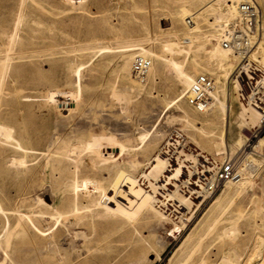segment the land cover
Returning <instances> with one entry per match:
<instances>
[{"label":"rangeland","instance_id":"obj_1","mask_svg":"<svg viewBox=\"0 0 264 264\" xmlns=\"http://www.w3.org/2000/svg\"><path fill=\"white\" fill-rule=\"evenodd\" d=\"M207 1L210 0H0V65L7 60L1 44L5 35L9 38L14 35L9 54L15 58L3 80L0 77V127H11V131L15 128L10 141L17 137L19 130L24 131L28 147L33 148L27 159L30 170L14 173L9 164L14 150L4 146L3 141L9 137L4 135L5 140L0 134V171L7 169L6 174L5 171L0 174V264H71L72 257L78 258L77 264H176L185 249L200 238L196 263L200 259L208 264L225 263L221 261L225 256L234 264H264V171L251 172L256 161H264V151L258 148L259 140L264 138V126L255 134L247 135L242 140L243 146L233 149L231 156L227 153L221 156L215 151L216 138L200 140L197 134L202 124L198 121L200 125L197 122L195 126L183 125L178 109L170 104L182 88L177 89L176 73L166 62L173 56L165 51L164 39L160 38L165 32L160 28L167 19L174 30L183 34L187 26L177 16L185 7L195 11ZM222 11L210 10L204 14L208 22L201 25L202 31L211 36L209 45L205 39L199 40L190 51L186 42H181L184 50L176 58L185 60L186 71L193 78L201 75L190 64L193 58L216 78L217 67L208 60V55L216 45L217 34L209 23L218 21ZM137 43L157 55V59L145 56L151 59L154 68L145 81L136 79L132 72L130 75L123 72L125 57L131 60L130 64L138 57L136 51H131L138 50V47L132 48ZM201 46L204 50H198ZM230 80V98L241 110L233 99ZM217 90L221 91L219 87ZM120 94H124L121 100L126 101L119 99ZM182 104L188 112H195L184 100ZM221 129V125L217 126L214 132L218 135ZM51 135L58 145L61 141H71L107 148L98 150L105 152L96 160L101 172L93 173L103 177L108 187L118 177V171L140 179L151 166L148 162L170 139V149L179 152L183 147L185 154L192 149V154L189 153L192 160L186 166L192 179H199L200 174L195 171L203 170L200 166L205 165V160L214 166L229 159L239 175L243 172L245 177L250 176V182L234 195L223 198L220 205L215 204V199L224 191L225 184L204 196L198 190L199 204L192 206L183 225L178 224L177 233L170 223L135 220L138 215L126 221L118 212L114 217L123 224L122 229H118V224H111L112 219L95 218L89 222L75 217L69 228L56 231L59 225L54 221L27 217L28 210L33 211L39 199L51 202L53 198L43 182L46 157L41 154ZM117 140L126 147L125 152L113 153L110 149ZM177 140L179 145L174 143ZM192 141H197L199 148ZM140 147L144 148L138 151ZM228 149H231L229 144ZM249 153H253L252 159L248 158ZM87 163L84 160L83 164ZM226 205L231 208L223 216L221 208ZM166 207L172 209L170 204ZM166 207L161 208L172 217L174 213ZM22 212L27 219H23L24 225L17 226V213ZM36 221L47 223L42 228L36 226ZM234 225L235 241L222 236L223 229ZM190 234L194 235L179 252ZM103 235L107 236L105 241ZM64 240L74 248L59 246ZM50 246L55 250L52 254L48 253Z\"/></svg>","mask_w":264,"mask_h":264},{"label":"bare ground","instance_id":"obj_2","mask_svg":"<svg viewBox=\"0 0 264 264\" xmlns=\"http://www.w3.org/2000/svg\"><path fill=\"white\" fill-rule=\"evenodd\" d=\"M222 1H225V3L222 4ZM242 1H248V0H210L204 4L203 8L201 7L200 9L195 11L189 10L186 7H185L186 10L183 8L184 11L182 10L183 12H181V14L177 16L180 19L181 23L182 24L184 23V25L187 26L186 31H184V33L181 35L176 30H174V27L171 24H169L168 21H166L167 19L163 20L162 23L163 26L162 28H160V31L162 33L165 32L164 36H160V38L164 39L163 44L165 45V51L169 52L173 56L168 58L166 62L168 63V65H170L173 68V71H175L176 73V83L178 84L177 89L182 88V91L178 92L177 97H175L170 102V104H172L171 107L176 106L178 112L181 114V122L183 125L190 124L195 126L196 122L198 123L199 121L202 124V129L198 128L199 129L197 134L198 138L200 140H207V139L212 140L213 137L216 138V141L214 143L215 151L217 155H221V156L226 153L227 155L231 156V154L234 152L232 151L233 149H238L243 146L242 140L245 138L247 139V135L255 134L256 132L261 130L264 126V115L262 114V112L252 107L249 98H244L241 101L237 99V94L240 90V83H238V81L236 80V74L238 73L240 67V59L236 55H234L230 50L222 47L221 44L224 38V33L227 23L235 19L236 6L238 5L239 2ZM252 1L258 4L263 10L262 19H261L262 31L260 32L259 37L255 42L256 44L253 50L248 56V61L251 63L254 70L261 72V75L264 76V7H262V5L264 6V0H259V1L252 0ZM222 9L224 11L220 13V18H217L218 21H215L216 23L215 22L209 23V25L212 26L214 33L217 34V38L215 39L216 45L214 44L215 46L211 48L208 55V60L211 62H215V65L217 67V72H215L216 78H213L212 77L213 75L211 73L210 74L212 76L208 74L209 72L205 70V66L202 67L196 59L193 58L190 60V64L194 66V72L196 74H201L203 76L206 75L213 80L214 89L210 94V99H211L210 107L204 112L198 111L193 108L195 112L190 113L183 108L182 101L184 100L185 90L190 87L192 81L196 77L193 78V76H191V74H189L186 71L184 65L185 60L184 62H181L176 58V55L183 53L184 49L181 45V42L184 41L186 42L185 44L189 46L190 51L196 46L195 44L199 40L203 41V39H205V43L209 45L210 43L209 39L211 38V36L205 33L204 31H202V25H201L203 23L208 22L204 14L210 10H218L219 12V10ZM187 18L190 19L189 24H187ZM14 27L16 28V25ZM11 37L14 40V35L13 36L10 35V38L7 35H5L4 42H1L2 50L5 53V55L3 56L4 58L7 59V60H3V62L0 65V69L2 71V72L0 71L1 79L5 76V73L8 71V67L15 60V58L9 54V51L11 52L12 50L11 48L12 46L10 45L11 43H13ZM136 47H138L137 48L138 50L132 49L131 51H136L137 53L136 56H138L137 58L141 57V59H145V58L147 59V57L145 56H150V58L157 59V55L146 50L144 46H142L140 43H137L132 48L136 49ZM200 49H203V47L202 46L199 47L198 50ZM198 50L196 49L197 52ZM187 55L188 54H186V56ZM128 57H131V55H129ZM129 60H127V58L125 57L123 72L125 74L129 73L130 75L132 72V64H130ZM148 60H150L151 66L149 67V69L145 74V77L143 78L144 81L148 78V74L150 70L151 69L152 71L154 70L151 59ZM3 70L5 71L4 73ZM229 80L230 83H232L233 85L232 86L234 92L233 99L235 100L236 103L239 104L241 110L235 107V103H233V100H231L230 98L231 91L228 90ZM218 87L221 89V91L217 90ZM124 94H120V98L118 96L119 94L116 96L121 100L124 97V96L122 97V95ZM125 96L127 99L128 95L125 94ZM126 99L125 100L123 99L121 101H126ZM198 125L200 124L198 123ZM220 125L222 126V129L219 130V133L217 135L214 132V129ZM9 128L11 129V127ZM8 129H5L4 127H0V134H2L1 136L5 140H6L5 136L13 137L10 135L13 129H14L13 132H15V128H13L12 131ZM16 135L17 137L16 138L14 137L15 139L11 138V140L13 141H10V137L9 138L7 137L8 138L7 140L9 142H6L7 141L6 140L3 141V144L4 146L7 145L14 150L13 158L11 159V162L9 164L13 168L14 173L19 174L22 171L27 172L30 170V167H28L27 159L29 155L32 154L33 148L28 147L26 143L28 141V137L24 133V131L22 132L19 130L18 134L16 133ZM170 140L166 143L164 147L161 148L157 156L153 157L151 161L148 162L149 164H151V166H149V170L147 172L143 173L140 179L134 178L133 176L126 174L123 171L121 172L118 171V177L117 176L116 178L114 177L111 185H109L108 187L107 185H105L103 177H101L100 175L99 176L96 175L97 173L101 172V168L96 162V160L99 157H101L100 155L105 153L98 150H106L107 148L93 147L89 145L86 146L82 143L71 142V141L69 142L61 141V144L58 145L54 135L49 136V138L45 141L46 150L41 154L42 156L46 157V158L43 157L46 160L44 161V163H46V165L44 164L46 166V170L43 173L44 174L43 182L49 187L48 188L49 191H47V193L48 192L51 193V195H53V198H51V202H49L48 200L39 199L38 202L34 205L35 207L32 208V210L33 209L34 210L33 211L28 210L30 216L27 217L29 219L31 218L40 219V220L44 219L47 220L48 222L54 221L55 224L59 225L57 226L56 231L68 227V225L71 224V222L75 221V217L85 218V220H89V222L94 221L95 218H98L100 220L112 219L113 221H111V224L113 225L118 224V229H122L123 224L118 223L117 219L114 217L115 213L118 212L120 216L126 221H129L130 218L134 217L135 215H138V217L135 220L142 219L149 221V219H155L156 221H162L168 224L170 223V225L173 228V232L177 233L180 228L178 224L183 225L186 219L191 214L189 211L192 208V206H196V207L198 206L197 200L199 199V194H200L198 193V190L199 192H201V194L203 193V196L207 193L205 188L203 187L204 184L202 182L203 180H201V177L207 176V174H211L212 176L216 167L213 166L210 162H207L205 160L204 163L205 165L200 166V167L203 166L202 168H204L205 171H199V169L198 170L196 169L195 172L198 175L200 174L199 179H195V178L192 179L190 176H188L189 171H188V167H186L190 165V163H188L187 161L192 160L191 156L189 155V153L192 154V151H190L192 149L191 148L188 149V153L186 152L187 154L184 153L183 147H181L179 152L178 149H174V148L170 149V145H172ZM174 143H176L177 145L180 144L178 140L175 141ZM192 143L193 146H195V148H199L198 146L199 143H197V141L194 142L192 141ZM258 143H259L258 148L264 151V138H261ZM228 144L229 147L231 148L230 150L228 149ZM112 145L113 146L110 147V149L113 150V153L114 152L123 153L126 151L125 149L126 147L122 145L118 140L117 142H113ZM143 148L144 147H140L137 150L138 151L143 150ZM255 151L256 149L254 150V152ZM126 154L128 155V153ZM195 155L199 157V154L195 153ZM248 158L252 159L253 153H249ZM84 160H88V163L86 165L83 164ZM256 162L257 164L254 165V167L252 166L253 168L251 167L252 168L251 172L253 174L264 171V161H256ZM6 170L7 169L4 170L5 171L4 174H6L7 172ZM4 171L1 170L0 174H2ZM93 172H97V173L95 174ZM241 173L242 174H240L241 175L240 176L239 173L237 172V175L233 180H229L225 182L224 183L225 185L223 184L225 186L224 191L215 199V204L220 205L223 198L226 199L230 195H234L235 193H237V190L239 188H242V186L244 187L245 184L250 182V179L248 180L250 176L245 177L243 172ZM237 180L238 182L235 183L234 181ZM35 193L36 192H34V194ZM42 193H43V189H42ZM57 201H59V203H57ZM64 201H67V203L64 204ZM169 204L172 207L171 210L169 209L170 213H174L172 217L175 216V218H172L170 214L167 215L164 209L161 208V207H166ZM40 208H41L40 211L42 212L38 210ZM167 208L168 207H166V209ZM228 208H231V206L229 207L226 205L221 208V214L223 216L227 211H229ZM169 210L167 209V211ZM18 214L19 213H17V217H16L17 222L15 223L17 226L20 223L23 224L22 223L24 221L23 219L25 218L27 219L26 215L23 212L20 215ZM235 220L238 219L235 218ZM47 221H36L35 224L36 226H40L43 228L46 225ZM228 222L230 223L229 220ZM234 222L231 223L234 224ZM209 227L211 229L212 226ZM21 228L18 229L21 231ZM213 228L215 229V227L213 226L211 230H213ZM229 228L230 227H228V230L227 229L222 230V236L232 238V240L235 241V234H236L235 225L234 227L231 226V228L230 229ZM6 229L5 231H7ZM210 229L208 228L207 231H209ZM210 232L211 231H209V233ZM204 233L206 234V232ZM209 233H207V235ZM193 235L194 234H190L189 237L186 238L185 240L186 242H184V245L180 247L179 252L183 251V248H185L184 246H187L186 244L189 243V239ZM5 238L6 237H4V239ZM106 238L107 236L103 235L102 240L105 241ZM65 240L60 242L59 246L61 247L64 246L65 249L66 246H70L73 249L74 245L72 244H71L72 246L66 245ZM200 240L202 239L200 238ZM66 241L68 244V240ZM199 241L193 243L192 246H189V248L185 249V251L183 252V257L176 264H208L207 261H205L204 259H200L199 263L195 262V257L199 253L201 247V241L200 242ZM52 247L53 246H50L49 248L48 253L50 254H52L53 251H55ZM70 247L69 249L72 250ZM77 259H78L77 257H72L70 263L77 264L76 263L78 261ZM221 261L225 263L221 262L220 264H234V262L231 259H227L225 256Z\"/></svg>","mask_w":264,"mask_h":264},{"label":"built area","instance_id":"obj_3","mask_svg":"<svg viewBox=\"0 0 264 264\" xmlns=\"http://www.w3.org/2000/svg\"><path fill=\"white\" fill-rule=\"evenodd\" d=\"M262 11V8L252 0L239 2L236 6V17L227 23L221 44L240 59V67L236 74V80L240 83L237 99L241 101L249 98L252 107L264 115V76L261 72L254 70L248 61V56L262 31ZM189 20L187 18V24L190 23ZM150 66V60L136 58L132 63L134 77L140 81L143 80ZM213 89L212 79L206 75L197 76L185 90L184 100L192 108L204 112L210 107V94ZM214 166L216 169L212 176L207 174L201 177L207 193L216 192L222 184L233 180L237 175L234 162L229 159ZM202 171L205 169L203 168Z\"/></svg>","mask_w":264,"mask_h":264}]
</instances>
